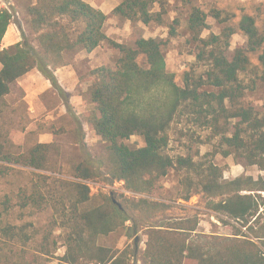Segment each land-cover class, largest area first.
I'll return each mask as SVG.
<instances>
[{"label":"trees","instance_id":"trees-1","mask_svg":"<svg viewBox=\"0 0 264 264\" xmlns=\"http://www.w3.org/2000/svg\"><path fill=\"white\" fill-rule=\"evenodd\" d=\"M169 1L121 0L111 14L131 24H162ZM180 2L184 7L190 4ZM155 3L157 13L152 12ZM209 15L220 23L230 19L217 10ZM27 18L40 51L25 40L2 48L11 14L0 8V104L32 69L56 87L51 69L62 66L65 52L89 54L109 41L106 14L83 0H35L27 8ZM206 18L202 10L191 7L186 23L204 77L186 73L180 87L167 71L164 54L175 37L173 28L164 39H145L133 30L129 45L112 43L119 51L114 67L92 69L85 77L89 85L83 100L90 108L84 121L107 144L108 184L122 183L128 195L116 193L113 202L101 194L91 205L88 184L98 174L90 161L74 166L68 178L47 174L51 144L37 143L15 153L0 134V243L11 245L0 246V264H44L60 247L64 253L55 258L57 264H128L125 250L102 247L98 240L129 222L132 226L126 229L135 233L136 219L150 223L139 228L146 235L142 264H264V178L226 181L213 162L217 155L232 156L246 168L264 171V105L259 111L251 103L242 104L246 87L240 80L241 74L252 71L249 56L259 53L255 75L264 84V23L258 29L252 17H241L237 30L246 42L230 51L233 28L204 37ZM183 120L209 132L212 150L197 161L165 152L170 127ZM134 136L143 141L142 147L125 143ZM170 170L179 175L176 202L188 203L200 195L205 209L228 234L198 231L201 212L191 209L189 215L164 218L174 206L149 196ZM46 211L49 221L29 237L10 221L16 212L32 217ZM157 219L160 222L152 224Z\"/></svg>","mask_w":264,"mask_h":264},{"label":"rangeland","instance_id":"rangeland-1","mask_svg":"<svg viewBox=\"0 0 264 264\" xmlns=\"http://www.w3.org/2000/svg\"><path fill=\"white\" fill-rule=\"evenodd\" d=\"M93 7L100 9L106 14L107 19L104 25V32L109 41L83 57L79 52H65L62 56V65L76 61V69L79 75V85L75 92L76 100L74 105L61 104L64 96L60 94L58 87L51 88L40 97L39 100L28 103L26 95L32 89L31 83H16L11 94L3 98L0 104V134L6 146L15 153L26 152L37 143L51 144L50 159L48 162L47 174H61L68 178L74 166L90 161L97 170V178L89 182L91 191V205H95L101 194L116 201V193H125L122 183L109 185L107 172L109 170V153L107 144L96 136L84 121V113L89 106L84 103L83 94L86 92L89 82L85 77L92 69L105 66L114 67L119 57V51L112 43L129 45L133 30L139 32L145 39H164L168 37L170 29L175 30V37L172 38L165 51L167 71L174 76L176 84L183 86V78L186 73L190 76L204 77L205 68L195 62V44L187 30L186 23L191 7H197L206 15V29L203 36L209 33L219 34L224 28H233L234 34L230 38V51L246 42V37L237 30V23L243 16H250L255 20L258 29L263 28L264 23V0H189L190 4L184 7L180 0H170L166 7V14L163 16L162 24L151 23L144 26L141 23L131 24L130 22L114 17L111 11L121 0H83ZM35 0H0V6H7L11 14L10 28L3 40L2 48L21 43L24 40L39 52L36 35L30 30L27 18V8ZM217 10L222 16L229 15L230 19L225 23L213 19L209 12ZM159 11L155 3L152 12ZM259 53L249 56L251 72L241 74L240 80L246 91L241 100L243 105L253 104L259 111L264 105V84L257 79L255 73L259 74L257 57ZM80 56V57H79ZM251 87V88H250ZM207 91L214 89L206 87ZM56 95V96H55ZM59 97V98H58ZM58 99H61L57 101ZM58 106V107H57ZM170 144L166 149L169 156L179 155L190 156L195 161L212 150L209 143V132L203 130L186 120L173 124L169 129ZM132 147H142L143 141L138 137H131L125 142ZM213 162L222 168L224 180H230L238 176H262L264 171L256 168H246L236 162L232 156L223 158L217 155ZM23 177H29L27 172H22ZM7 186L1 187V190ZM179 191V175L170 170L161 178L152 194L151 199L171 204L173 209L164 218H178L189 215V209L201 212L199 217L198 231L205 233H216L226 235L229 230L220 224L214 214L205 209V201L200 195L193 196L188 203L176 202ZM128 195L127 193H125ZM133 197L132 195H129ZM50 219V212H42L29 217L25 213L16 212L10 217V221L21 226L22 236H32L35 228L47 224ZM136 232L127 230L132 223H127L125 229H119L98 240V245L110 249L125 250L129 255L128 264H142L141 255L145 247L146 235L140 226H147L150 223H140L136 219ZM160 222L157 219L152 224ZM141 224V225H140ZM244 232V229H242ZM11 247L9 241L0 243L1 247ZM32 248V245H29ZM64 248L60 247L44 264H57L56 257L62 256Z\"/></svg>","mask_w":264,"mask_h":264},{"label":"crops","instance_id":"crops-1","mask_svg":"<svg viewBox=\"0 0 264 264\" xmlns=\"http://www.w3.org/2000/svg\"><path fill=\"white\" fill-rule=\"evenodd\" d=\"M80 53L81 55H84L83 57L85 56L88 57L89 55L88 53L83 52V51H81ZM76 61H77V58L74 59L73 63L70 62L60 67L51 69L52 74L55 78V82L58 87V90L60 94L64 96L65 103H61L59 101L61 99H58L59 97L57 98V101H59V103L57 104H59L60 108H61V104H63L62 105L63 108H64V104L73 106L76 100V97L74 94L79 85V75L76 69ZM25 81L28 83L30 82L32 86V89L28 91L26 95V99H28L29 101L28 103H33L39 100L40 97L44 95L52 87L50 85L51 83L35 68L29 71L22 78H20L17 83H21Z\"/></svg>","mask_w":264,"mask_h":264},{"label":"built area","instance_id":"built-area-1","mask_svg":"<svg viewBox=\"0 0 264 264\" xmlns=\"http://www.w3.org/2000/svg\"><path fill=\"white\" fill-rule=\"evenodd\" d=\"M0 8H1V6H0ZM2 8L5 9V10H7L8 12H10V11L8 10L7 6H4V5H3Z\"/></svg>","mask_w":264,"mask_h":264},{"label":"water","instance_id":"water-1","mask_svg":"<svg viewBox=\"0 0 264 264\" xmlns=\"http://www.w3.org/2000/svg\"><path fill=\"white\" fill-rule=\"evenodd\" d=\"M113 200V199H112ZM113 202H115L114 200H113Z\"/></svg>","mask_w":264,"mask_h":264}]
</instances>
